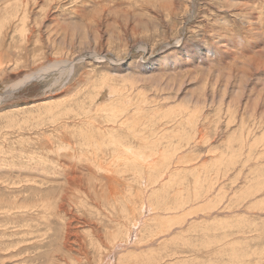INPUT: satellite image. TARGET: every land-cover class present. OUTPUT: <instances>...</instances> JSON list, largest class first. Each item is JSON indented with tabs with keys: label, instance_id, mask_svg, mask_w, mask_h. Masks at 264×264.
<instances>
[{
	"label": "rangeland",
	"instance_id": "rangeland-1",
	"mask_svg": "<svg viewBox=\"0 0 264 264\" xmlns=\"http://www.w3.org/2000/svg\"><path fill=\"white\" fill-rule=\"evenodd\" d=\"M0 264H264V0H0Z\"/></svg>",
	"mask_w": 264,
	"mask_h": 264
},
{
	"label": "bare ground",
	"instance_id": "bare-ground-1",
	"mask_svg": "<svg viewBox=\"0 0 264 264\" xmlns=\"http://www.w3.org/2000/svg\"><path fill=\"white\" fill-rule=\"evenodd\" d=\"M124 34H125V33H124ZM22 35H23V34H22ZM145 49H146V48H145ZM43 69H44V68H43ZM53 70H54V69H53ZM62 70H63V69H62ZM71 71H72L71 67H70L69 69H66V66H65L64 74L71 73ZM45 74H46V72H45L44 70H41V71H39V72L37 73V75H38L37 77H38V78H41V77L43 78V77L45 76ZM29 80H30V77H28L27 79L23 80V83H28ZM99 90H100V89H99ZM10 92H11V91H10ZM97 92H98V91H97ZM100 92H101V91H100ZM98 93H99V92H98ZM104 93H105V92H104ZM103 95H104V94H103ZM111 96H112L111 93H109V94H108V97L111 98ZM103 97H104V96H103ZM115 98H116V97H115ZM118 100H121L120 102H122V104L126 102V101L123 100V97H120ZM104 101H105V99H104L101 103L99 102L98 104H97L96 102H94V104L91 105V111H92V108H93V107H94V110H95V111H98L97 109L99 108V110L102 111V113H103V112H106V113H108L109 116H111V117H112V116L114 117L115 115H117V117H119V116H120L119 114H122V112L124 111V104H123V105H120V103H119V105L117 106V104H118L117 102H118V101H115V100H114V101H115L114 104H113V105H110L111 100H108L107 102H108L109 107H107V104H106V102H104ZM121 107H122V108H121ZM4 111H5V110H4ZM88 111H89V110H88ZM103 114H104V113H103ZM121 117H122V116H121ZM131 118H134V115L131 116L129 119H131ZM129 119L124 120V121L122 122V124H123L124 126L127 127V126H128V125H127V120H129ZM130 127H131V126H130ZM135 127H136V126H135ZM126 133H127V132H126ZM98 134H99V133H98ZM153 143H154V142H153ZM114 145H115V144H114ZM116 146H117V144H116ZM125 151H126V155H127V156H128V155H131V156H132V155L134 154V155L137 157V154H138L137 152H134L133 150L131 151V150H128V149H127V150H124V152H125ZM124 155H125V154H124ZM140 155L143 156V157H141L142 161H145V157H146V156L142 155L141 153H140ZM131 156H130V157H131ZM156 157H159L160 160H161V163H162V164H165V158H166V157H162V155H161V156L157 155ZM159 158H158V160H159ZM150 160H152V156H150ZM150 160H149V161H150ZM155 163H156V162H155ZM158 164H159V162H158ZM153 166H156V164H149V165H148V169H152V168H154ZM162 167H163V166H162ZM153 175H154V174H153ZM155 175H156V177H157L159 174L156 173ZM151 177H152V175H151ZM124 205H125V203H124ZM142 206H143V205H142ZM142 209H143V208H142ZM144 209H146V210H145L146 212H148L147 210H149V212H150V214L152 215V217L157 218L158 215H157L156 213H153V211H154L155 208H153L152 205H150V206H146V207H144ZM120 210L123 212V215H124L125 212H126V211H125V207L122 206V208H121ZM142 217H143V216H142ZM142 220H143V219L140 220L141 223H142ZM134 226H135V225H134ZM134 226H133V227H134ZM137 234H138V232H137ZM137 234L135 235V238H137V236H138Z\"/></svg>",
	"mask_w": 264,
	"mask_h": 264
}]
</instances>
